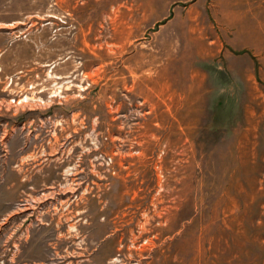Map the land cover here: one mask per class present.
Here are the masks:
<instances>
[{
	"label": "rangeland",
	"instance_id": "1",
	"mask_svg": "<svg viewBox=\"0 0 264 264\" xmlns=\"http://www.w3.org/2000/svg\"><path fill=\"white\" fill-rule=\"evenodd\" d=\"M0 264H264V0H0Z\"/></svg>",
	"mask_w": 264,
	"mask_h": 264
}]
</instances>
